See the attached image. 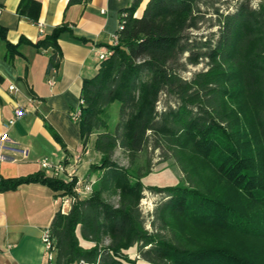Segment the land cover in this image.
<instances>
[{
  "label": "trees",
  "instance_id": "1",
  "mask_svg": "<svg viewBox=\"0 0 264 264\" xmlns=\"http://www.w3.org/2000/svg\"><path fill=\"white\" fill-rule=\"evenodd\" d=\"M230 4L133 1L113 54L82 88V146L96 135L100 155L88 196L77 193L75 178L0 176V193L42 183L73 198L68 213L53 219L50 264H264V3ZM18 13L38 23L41 4L24 0ZM208 23L215 32L202 34ZM67 31L58 27L35 45L54 49L50 69ZM119 150L130 167L115 160ZM147 151L174 161L184 183L146 186L151 160L131 167ZM146 191L162 196L150 229L141 209Z\"/></svg>",
  "mask_w": 264,
  "mask_h": 264
},
{
  "label": "crops",
  "instance_id": "2",
  "mask_svg": "<svg viewBox=\"0 0 264 264\" xmlns=\"http://www.w3.org/2000/svg\"><path fill=\"white\" fill-rule=\"evenodd\" d=\"M23 1L0 0V137L7 135L19 150L4 153L8 160L0 164V176L19 179L43 172L53 177L41 166L48 159L66 166L60 179L75 178L79 188L95 185L99 172L90 171L100 162L96 135L84 148L71 114L80 108L84 81L98 73L99 54L109 48L134 0H84L72 6L70 0H31L41 4L38 23L19 15ZM62 26L68 31L58 41V74L51 86L54 49L35 45ZM9 45L17 46L14 53ZM11 86L18 91L11 92ZM16 107L25 114L8 127ZM61 198L42 183L0 193V264H50L43 236L60 212Z\"/></svg>",
  "mask_w": 264,
  "mask_h": 264
},
{
  "label": "rangeland",
  "instance_id": "3",
  "mask_svg": "<svg viewBox=\"0 0 264 264\" xmlns=\"http://www.w3.org/2000/svg\"><path fill=\"white\" fill-rule=\"evenodd\" d=\"M237 0H230V6H233ZM261 3H264V0H252V6L254 8L258 7ZM226 8V7H225ZM233 9V8H232ZM231 9V10H232ZM208 25H204V29L202 30V34L208 35L211 32H215L216 29H208ZM205 63L197 67H189L186 73H183V77L186 79H191L193 74L204 69ZM163 108V103L160 105V109ZM118 119V112L117 108L113 111L112 120L110 122V127L114 130ZM93 147V142H92ZM115 160L117 163L125 168L130 167L129 160L127 159L126 155L123 154L120 150L116 153ZM151 160V173L147 174L143 178V183L146 186H157V187H167V186H176L184 183L183 175L179 169V167L174 163V161L169 160L167 162H161L159 157V153L155 152L152 153L150 151L144 152L139 155L138 160L136 161L135 165L131 167V170H135L139 167H146L148 161ZM79 185V184H78ZM95 185H85L84 187H77V193H80V196L85 198L88 196ZM116 200V199H114ZM162 201V196L157 195L151 192L146 191L145 197L141 202V209L143 214L146 218V225L148 229L151 228L150 222L152 221L151 215L153 214L154 210L156 209L157 205ZM135 250H132V256L134 255Z\"/></svg>",
  "mask_w": 264,
  "mask_h": 264
},
{
  "label": "built area",
  "instance_id": "4",
  "mask_svg": "<svg viewBox=\"0 0 264 264\" xmlns=\"http://www.w3.org/2000/svg\"><path fill=\"white\" fill-rule=\"evenodd\" d=\"M124 17H126L125 13L122 15V21L120 23L119 31L122 30L124 27V23H125ZM118 43H119V34L117 33L113 36L112 42H111L109 48L105 52H102L99 54V61L101 63L106 61L113 54V51L111 50V48L117 46ZM57 74H58V69L56 67L50 69V76H49L48 83L51 86H53L55 84V78H56ZM10 91L11 92H17L18 90L15 86H11ZM24 114H25V110L23 108L16 107L14 109L13 119H11L8 122V127L13 126L15 124L16 120L21 118ZM81 115H82V112H81V109L79 108L78 110H76L75 112H73L71 114V119L77 123L80 120ZM12 144H13L12 141L10 140V138L7 135L4 134L0 137V164L4 161L8 160V157L4 154L6 151H19V150L13 148ZM21 152L25 156L27 155L26 151H21ZM41 166L44 169L50 171L52 173V176L56 177V178H60L63 174L66 173V166L64 165L63 162H59V163L54 164V163L50 162L48 159H44L41 161ZM71 181H72V178H70V180L68 182H71ZM72 203H73V198L68 197V196L62 197L61 198L60 212L62 214H67ZM43 242L45 245L48 261L53 262L55 259L56 249H55V245H54V239L52 238L51 228L46 229L44 236H43Z\"/></svg>",
  "mask_w": 264,
  "mask_h": 264
}]
</instances>
